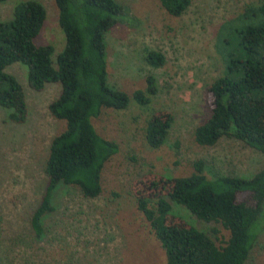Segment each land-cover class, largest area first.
<instances>
[{
    "label": "rangeland",
    "instance_id": "374dc122",
    "mask_svg": "<svg viewBox=\"0 0 264 264\" xmlns=\"http://www.w3.org/2000/svg\"><path fill=\"white\" fill-rule=\"evenodd\" d=\"M17 1L0 3V19L11 16ZM38 1L46 20L35 42L50 44L58 53L65 43L58 8L54 0ZM117 1L127 11L105 37L108 81L131 101L126 109L103 108L92 124L98 134L117 142L119 150L103 167L97 197H84L72 185L57 187L40 238L34 237L29 221L46 183L43 164L50 142L65 128V121L48 110L61 86L48 83L35 91L24 65L6 68L23 84L29 114L25 123L17 124L6 121L0 108V264H164L165 252L136 207V195L145 193L149 182L188 175L198 159L204 160L208 177L249 176L264 166V154L240 140L222 137L213 146L194 140L195 127L213 107L209 86L223 73L215 48L217 30L246 4L261 0H191L180 16L170 15L159 0ZM149 49L163 54L162 66L145 61ZM149 74L156 79L157 92L148 105H140L132 92L145 90ZM153 114L173 118L166 142L157 149L144 138L146 120ZM170 203V219L206 231L218 245L228 238L220 223L200 220ZM245 264H264V223Z\"/></svg>",
    "mask_w": 264,
    "mask_h": 264
},
{
    "label": "trees",
    "instance_id": "16d2710c",
    "mask_svg": "<svg viewBox=\"0 0 264 264\" xmlns=\"http://www.w3.org/2000/svg\"><path fill=\"white\" fill-rule=\"evenodd\" d=\"M159 1L172 16L182 15L191 3ZM54 2L65 39L58 53L50 44L35 42L46 20V9L38 0H19L11 16L0 19V108L6 111L5 120L23 124L29 114L24 86L6 70L8 66L24 65L27 83L35 91L48 83L61 86L48 110L65 121V128L52 138L43 164L46 183L29 221L35 238L45 235L43 219L54 209L52 197L59 185L75 186L87 198L101 193L103 167L119 146L98 134L92 118L103 108L126 109L131 101L108 81L105 38L126 7L117 0ZM215 48L223 73L209 86L213 107L195 127L194 140L213 146L220 138L231 137L264 154V0L246 4L242 12L224 21ZM144 59L153 67L165 63L163 54L152 49ZM145 81V90L132 92L140 105H148L157 92L154 75H147ZM172 121L170 114H153L146 120L144 138L151 148L166 142ZM204 170V160L198 159L188 175L152 180L145 193L136 195V207L165 252L164 264H245L264 223V166L249 176L208 177ZM170 201L200 220L220 223L228 238L218 245L206 231L170 219L174 216Z\"/></svg>",
    "mask_w": 264,
    "mask_h": 264
}]
</instances>
